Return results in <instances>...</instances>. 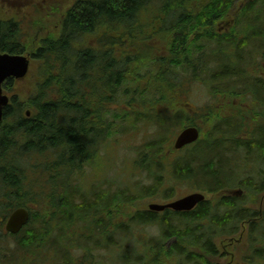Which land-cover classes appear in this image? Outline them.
Segmentation results:
<instances>
[{
    "label": "trees",
    "instance_id": "obj_1",
    "mask_svg": "<svg viewBox=\"0 0 264 264\" xmlns=\"http://www.w3.org/2000/svg\"><path fill=\"white\" fill-rule=\"evenodd\" d=\"M38 3V17L31 20L27 34L17 21L7 18L8 10L0 3V52L25 53L35 62L24 91L16 93L13 79L2 85L10 101L0 122V219L24 207L30 220L18 234L0 232V238H12L14 244L10 248L0 239V264H214L220 260L216 228L222 229L225 242L228 232L247 217L221 196L231 185V175L225 179L231 161L221 163L226 157L217 143L231 149L234 141H206L202 133L195 143L175 150L172 140L179 129L200 128L199 117L178 106V94L181 98L186 83L184 69L174 73L176 112L170 119L167 60L160 58L157 68L141 58L147 71L137 75L134 56L124 52L121 42L125 38L135 48L137 40H168L161 14H166L170 0H158L157 9L147 7L156 5L153 0ZM140 3L146 26L128 23L124 29L122 16L131 15ZM174 6L175 29H188L191 40L215 36L212 31L218 21L234 22L223 36L264 40L263 0H244L243 7L234 0H174ZM38 26H44V34ZM87 33L94 40L84 37ZM93 42L97 47L91 49ZM178 64L181 61H175ZM149 127L154 132L129 163L139 173L134 177L144 175L147 184L110 185L109 190L97 187L93 192L85 188L98 177L97 169L106 165L104 149L110 151L111 141L128 143ZM259 133V138L264 137V130ZM76 172L82 173L81 181L74 180ZM190 178L205 185L197 189L222 200L201 202L190 212L158 214L145 209L149 200L176 196ZM215 203L227 205L217 219L206 209ZM258 222L250 221L248 234L232 237L239 240L236 247L244 249L236 264H264V236L259 232L264 220ZM171 238L172 243L165 244ZM221 257L224 264V253Z\"/></svg>",
    "mask_w": 264,
    "mask_h": 264
},
{
    "label": "flooded vegetation",
    "instance_id": "obj_2",
    "mask_svg": "<svg viewBox=\"0 0 264 264\" xmlns=\"http://www.w3.org/2000/svg\"><path fill=\"white\" fill-rule=\"evenodd\" d=\"M8 1L10 2L8 18L17 21V26L25 31L35 5L31 4L32 0ZM157 1L153 0V4L156 5L149 4L148 9L156 8ZM243 1L234 0L236 5L240 4L241 7H243ZM245 1L253 3L257 0ZM72 5L67 8L69 9ZM141 7L140 3L133 9L131 15L122 16L124 29L128 23L139 28H142V25L146 26L143 22L145 15ZM175 17L174 0H170L166 14H161V22L166 21L168 40H137L135 49L129 46L128 40L124 38L121 40L122 46L124 52L128 51L130 56L131 54L134 56L132 59L137 69V75L147 71L143 70L144 65L141 58L147 59L144 64L156 65L157 68L160 58L167 60L168 75L170 76L168 95L169 104L171 103L170 119H174L176 112L174 106L176 94L173 88L174 73L176 69L183 68L186 88L184 87L185 90L183 89L181 92V98L178 94L179 102L181 100L178 106L185 113L188 109L190 113L199 117L200 128L198 129L200 136L204 133V140L213 138L228 143L234 141V144H231V149L227 145L217 143V147H223V157H226L224 160L221 159V163L222 161L224 163L231 161V169L226 170L225 177L226 179L231 175L229 179L231 185L224 188L225 191L221 193V196L224 197V202L230 201V203L236 204L238 212L247 213V217L243 218L244 221L242 220L244 223H240L235 229L228 232L232 236H242L249 233L251 220H264V137L259 138V132L264 130V100L261 104L254 100L255 91L264 92V40H246L223 36L229 33V29L234 24L233 21H218L212 31L215 36L191 40L188 29H175V23L178 22L175 21ZM88 36H92L91 40H94L92 33L84 34V37ZM80 47L88 48L85 45H78V48ZM95 47H97L95 42L89 46L91 49ZM142 51L146 53H142ZM91 55L95 56V54ZM175 61H181V64L175 66ZM142 85L145 86L143 82ZM192 99L199 105L197 106ZM236 126L239 128V133L234 139L232 130ZM241 127H244L246 132L240 131ZM90 172L92 176L93 168H90ZM81 174L79 172L74 174L76 182L83 178ZM87 175H89L88 171L85 172V176ZM219 199L222 200V198ZM198 206L199 204L194 210ZM206 209L209 211L210 217L216 216L217 219L227 210V205L215 203L213 206L212 204L207 205ZM214 211H216L215 214ZM216 229L217 235H222V229ZM218 244L220 245L216 246V250L220 260H214V264L222 263V253L229 259L228 262L236 264L235 256L230 250L222 248L220 241Z\"/></svg>",
    "mask_w": 264,
    "mask_h": 264
},
{
    "label": "rangeland",
    "instance_id": "obj_3",
    "mask_svg": "<svg viewBox=\"0 0 264 264\" xmlns=\"http://www.w3.org/2000/svg\"><path fill=\"white\" fill-rule=\"evenodd\" d=\"M2 1L5 4H10L6 0H2ZM38 1L39 0H32L31 4L34 5ZM37 4H39V3H37ZM8 7H10V5H7V8ZM156 35H157V33H155V36ZM31 65H32V67H31ZM34 65H35V62L34 61L31 62L30 63V72L28 73L29 75L26 78H23V79L17 81V86L15 88L16 93L22 92V91H24V89L27 88V86L29 84L27 78L30 76ZM254 100H255V102L261 104L262 100H264V92L255 91ZM192 101L197 106L199 105V103L197 101H195L193 99H192ZM154 129H155L154 127H149V129L143 131L139 136L137 135V136L133 137L132 140L129 141L128 143L122 141L121 142L122 145L117 144V142L111 141L110 151L108 150L107 147L104 149V154L106 155L105 156L106 165L101 170L97 169V176L98 177H95L93 180L90 181L89 184H86L85 188L90 189V191L93 192L94 189L97 187L106 188V189L108 188L107 190H109L110 185H114L116 187H119V186L122 187V186H124V184L129 185V186H133L136 182H139V181L141 182L142 185L144 183L147 184L149 182V180H147L144 175L142 176V178H141V176L140 177H138V176L134 177V174L139 175V173H137L134 169H131L129 166V163L136 156L137 147L141 146V144L143 142H145L144 140H147V137H149L154 132ZM240 131L246 132L244 127H241ZM237 133H239V128L236 126L232 130V134H234V139H235V136L237 135ZM176 135L173 137L172 141H174ZM122 139H124V137L118 138V140H122ZM205 143H206V141H205ZM202 144L204 145V142H202ZM124 145H127L129 148L125 149ZM174 156H176V154ZM187 183L191 187L189 185H187ZM187 183H184V185H182V184L180 185L181 189L176 191V196L171 197V200L180 197V195L187 194L190 192H194L199 186H205L203 183H201L200 181L193 179V178H190ZM224 191L225 190L221 191V193ZM87 194H89V193H87ZM207 195H208L207 198H210L212 200H217L216 194L215 195L214 194L213 195L207 194ZM107 199L108 198L106 197V200ZM149 201H154V200H149ZM159 201L160 200H157L156 202H159ZM1 221L2 220L0 219V232L4 233V223H3L4 220L2 222ZM256 223L259 225L258 221H256ZM149 231H155V228H152V229L149 228ZM259 232H260V234H262L264 236V226L259 230ZM151 236H158V235L156 233H153V235H151ZM217 237H218L217 244L220 241L222 244V248L224 247V249H229V246L232 247L229 250L235 256L234 261L235 260L237 261L238 258H240L244 255V249L237 248L236 242L231 243L230 241H228L230 239L229 237H232V236H229V235L225 236L226 237L225 242H222V240H221L222 236L217 235L216 238ZM0 239L4 240L6 242V245H8L10 248L13 247L14 244H13L12 238L8 237L7 239L6 238H0ZM172 241H173L172 238L169 239L167 242L164 240L165 244H170V243H172ZM245 244L246 243L244 242L243 245H245ZM226 247H228V248H226ZM228 260L229 259L225 257L224 264H235L234 262H231V261L228 262ZM222 264H223V262H222Z\"/></svg>",
    "mask_w": 264,
    "mask_h": 264
},
{
    "label": "water",
    "instance_id": "obj_4",
    "mask_svg": "<svg viewBox=\"0 0 264 264\" xmlns=\"http://www.w3.org/2000/svg\"><path fill=\"white\" fill-rule=\"evenodd\" d=\"M29 69V60L23 54H11L8 52H0V121L3 117L4 108L8 105L9 98L2 90V83L8 78L21 79ZM29 116V113L26 114ZM199 137V131L196 127L190 126L184 128L175 138L173 148L180 149L183 146L196 141ZM205 199L204 194L193 192L182 196L168 203L151 202L147 205L150 211H163L164 209H172L174 211H190L198 203ZM29 221V213L23 207L14 209L5 222L4 229L7 233L17 234L23 226Z\"/></svg>",
    "mask_w": 264,
    "mask_h": 264
}]
</instances>
